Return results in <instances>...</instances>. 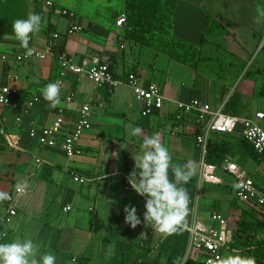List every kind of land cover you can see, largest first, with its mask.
Segmentation results:
<instances>
[{
    "label": "crops",
    "instance_id": "obj_1",
    "mask_svg": "<svg viewBox=\"0 0 264 264\" xmlns=\"http://www.w3.org/2000/svg\"><path fill=\"white\" fill-rule=\"evenodd\" d=\"M27 1L33 13L42 17L41 30L31 37L30 45L48 52L46 58L18 62L16 54L25 49L16 36L0 35V86L9 84L20 91L11 105H0V192L10 193L18 183L27 184L26 192L16 196V215L8 212L6 200L0 202V221L6 220L13 231L12 241L33 239L39 246L36 258L50 253L56 256V264H76L80 257L90 264H109L116 254L113 239L128 233L125 205H135L140 215L145 211V198L127 189L128 176L136 170L134 159L142 154L143 139L159 133L172 155V167L192 161L195 170L183 185L190 197L184 227L207 230L216 225L211 215L218 212L228 222L230 248L224 256L235 252L264 256V209L238 199L235 177L221 168L217 182L200 181L202 150L197 135L201 125L195 114L176 117L177 101L199 99L216 110L234 92L246 98L241 113L255 114L249 100L264 92V61L256 72L250 61L257 48H264V17L259 15L264 0H170L174 7L166 6L164 11L172 27L163 40L197 50V56L189 51L185 63L172 59L167 53L171 47L164 48L160 42L141 47L124 38L125 25L119 27L116 21L125 15V0H51L52 7ZM63 10L75 16H65ZM208 18L213 32L203 43ZM72 24L81 25L83 32L68 35ZM60 54L77 64L109 62L121 82L108 90L84 75L63 77ZM131 70L137 72L140 84L154 82L164 95L162 108L147 117L142 115L143 106L134 89L125 82ZM57 82L61 104L53 108L42 91ZM223 87L229 91L225 99L221 97ZM85 104L91 105L92 115L80 140L79 155L68 158L60 144L45 146L30 136L32 130L54 128L60 116L65 119L63 127L71 128ZM134 128L141 130L136 136L132 135ZM239 138L238 134L226 138L234 144L227 160L237 163L264 190L258 180L260 170L247 171V161H240L243 149L259 162L264 156ZM76 174L89 181H74ZM169 178L174 179L171 167ZM67 207L70 209L65 210ZM145 227L144 233H151L154 243L166 236L154 227ZM199 257L193 250L188 260ZM166 259L163 256L159 264Z\"/></svg>",
    "mask_w": 264,
    "mask_h": 264
},
{
    "label": "built area",
    "instance_id": "obj_2",
    "mask_svg": "<svg viewBox=\"0 0 264 264\" xmlns=\"http://www.w3.org/2000/svg\"><path fill=\"white\" fill-rule=\"evenodd\" d=\"M52 7L51 0H37ZM62 14L69 17H74L75 14L69 10H63ZM126 23V16H121L117 21V26L121 27ZM83 27L78 24H72L68 29V35L81 34ZM55 39L59 34L53 35ZM32 49L31 56H25V51L16 54L15 58L18 62H29L37 58H46L47 53L38 51L30 45ZM52 48L49 47V51ZM58 61L61 67L60 74L65 77L70 74L84 75L88 80L93 82L97 87L109 86L114 88L121 81L115 77L109 63L94 62L83 64L75 63L66 54H60ZM125 82L130 85L141 102L142 115L147 117L150 114L162 108L164 102V95L158 84L149 82L142 85L139 82L137 73H130L126 77ZM19 89L13 85L0 86V105L9 106L19 96ZM177 115L178 119L184 114H195L198 117V122L201 125L200 132L197 135V143L202 150V158L200 161V181L214 183L219 180L218 170L221 168L229 174L233 175L236 180V197L242 201L255 203L264 209V190L260 189L254 178L243 170L237 163L233 161H226L221 166L207 160L208 143L215 133L221 134H238L243 138L259 155L264 156V111H258L253 116H238L224 113L223 106L214 110L209 104L204 103L199 99H192L190 101H177ZM62 114V113H61ZM92 115V108L90 104H85L81 107L77 114V118L71 123V128L63 127L65 119L60 116L57 119L54 128L42 127L30 132V136L36 138L38 142L45 146H56L60 144L61 149L68 158H73L81 153L79 144L82 136L90 126V118ZM43 160L37 159L39 164ZM74 181L85 184L88 178L81 175H74ZM127 189H131L128 186ZM26 192V188L22 192L17 190L8 193L9 199L7 201L8 212L11 215H16L14 202L17 195ZM67 207L65 210H69ZM211 219L216 225L211 226L207 230H201L197 226H192L188 230L190 232L189 252L185 259L180 264H186L189 254L194 250L199 253V260L204 264H209V261H216L219 257L224 256V251L230 248V238L227 220L218 212H213Z\"/></svg>",
    "mask_w": 264,
    "mask_h": 264
},
{
    "label": "clouds",
    "instance_id": "obj_3",
    "mask_svg": "<svg viewBox=\"0 0 264 264\" xmlns=\"http://www.w3.org/2000/svg\"><path fill=\"white\" fill-rule=\"evenodd\" d=\"M264 17V11H259ZM42 17L40 14L31 13L27 18L16 19L12 22V31L20 46L24 48L25 56L32 55L29 47L30 34L41 30ZM43 98L55 108L61 104L60 84L49 83L42 91ZM139 128H134L132 135L140 133ZM126 148V147H124ZM142 154L135 160V168L128 176V183L137 195L145 198L143 222L145 226L154 227L158 232L172 235L186 225L189 213L190 197L183 185H186L195 174L192 161L183 165L172 167V155L169 149L162 144L159 133L147 136L141 144ZM172 168L174 179L169 178V169ZM27 187L25 182L16 185L17 192H22ZM6 192H0V202L8 200ZM125 223L133 229L142 223L135 205L128 204L124 207ZM3 234H0L2 239ZM39 246L33 239L0 242V264H56V256L44 253L37 259ZM209 264H256V259L250 255L239 252L219 257Z\"/></svg>",
    "mask_w": 264,
    "mask_h": 264
},
{
    "label": "trees",
    "instance_id": "obj_4",
    "mask_svg": "<svg viewBox=\"0 0 264 264\" xmlns=\"http://www.w3.org/2000/svg\"><path fill=\"white\" fill-rule=\"evenodd\" d=\"M170 0H125V16L126 23L123 30L124 38L136 43L141 47H151L154 42H160L162 47H171L167 51L168 55L180 62H187L188 53L192 49L193 54L197 56V50L192 46L182 45L181 42H176V45L166 43L163 40L164 35H169L171 32V24L167 20L168 14L164 9L174 7ZM33 13L32 7L27 0H0V35H14L12 31V22L16 19L27 18ZM213 32L211 18L207 19L206 27L202 42L206 41V36ZM34 34H30L32 37ZM176 47L178 49H176ZM179 49L183 53H178ZM109 63V62H107ZM112 72L117 78L113 65L109 63ZM137 73L134 70L130 73ZM111 90L109 86H103ZM100 87V88H103ZM221 97L226 98L229 91L222 88ZM246 98L238 93H232L227 99L223 111L224 113L238 116H247L241 113V108L244 106ZM231 134L215 133L208 143L207 160L221 166L229 157L234 147L226 138ZM247 145L248 143L243 139ZM142 223L132 228L129 224L128 233L120 234L113 239L116 243V254L111 258L109 264H159L163 256H167L165 264H180L187 254L190 232L187 228L181 227L180 230L172 235H166L158 243H154L151 233L145 234V223L143 215H140ZM125 219V214H124ZM0 234H3L0 242H11L13 240V231L8 226L6 220L0 221ZM256 264H264V256H256ZM204 264L197 258H190L186 264ZM76 264H90V260L85 257L77 259Z\"/></svg>",
    "mask_w": 264,
    "mask_h": 264
},
{
    "label": "rangeland",
    "instance_id": "obj_5",
    "mask_svg": "<svg viewBox=\"0 0 264 264\" xmlns=\"http://www.w3.org/2000/svg\"><path fill=\"white\" fill-rule=\"evenodd\" d=\"M260 47L259 49L257 48L254 57L252 58V60L250 61L253 65V72H256L257 68L260 67V65L263 63L264 61V48ZM249 62V63H250ZM251 65V66H252ZM203 68V66H201ZM262 76L264 77V72L262 74ZM262 78V77H261ZM259 91V88H258ZM262 91V90H261ZM250 102V111L252 113H256L259 109H263L264 110V92H257L255 93L254 96H252L249 100ZM242 152L244 153V157L243 159L241 158V162H245V160L247 161V165L246 169L247 171H251V172H255L257 170H260V176H258V180L260 182L261 185L264 186V169H263V165H264V161L263 162H259L254 156H252L246 149L242 150ZM67 264L70 263L66 261Z\"/></svg>",
    "mask_w": 264,
    "mask_h": 264
}]
</instances>
